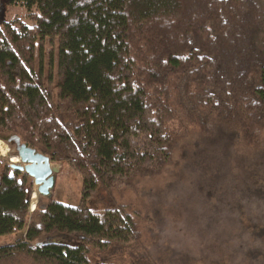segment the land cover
Masks as SVG:
<instances>
[{
    "label": "trees",
    "instance_id": "16d2710c",
    "mask_svg": "<svg viewBox=\"0 0 264 264\" xmlns=\"http://www.w3.org/2000/svg\"><path fill=\"white\" fill-rule=\"evenodd\" d=\"M8 1L31 25L0 22V139L18 135L82 186L78 204L39 197L30 212L32 183L0 159V235L25 230L0 263L113 264L91 253L135 243L136 222L87 201L160 172L192 130L205 134L189 156L194 189L264 196V0ZM45 38L58 44L54 102L35 71ZM51 232L88 243L37 240Z\"/></svg>",
    "mask_w": 264,
    "mask_h": 264
},
{
    "label": "rangeland",
    "instance_id": "374dc122",
    "mask_svg": "<svg viewBox=\"0 0 264 264\" xmlns=\"http://www.w3.org/2000/svg\"><path fill=\"white\" fill-rule=\"evenodd\" d=\"M14 18L31 25L24 7L0 0V22ZM57 52L56 38L36 43L35 71L53 102L57 92ZM203 135L202 131L192 130L180 139L173 151V161L158 173L137 176L129 184L111 190L98 187L87 207L93 211L123 208L136 222L138 240L131 245L112 244L104 253L93 252L91 263L100 259L129 264L146 256L154 264H264V196H219V192L208 196L194 189L190 157L201 150ZM1 141L8 152L5 156L0 154V159L9 166L13 148ZM256 149L257 146L251 148L250 153ZM52 164L58 172L51 197L66 205L78 204L80 175L67 164ZM27 177L33 189L35 185ZM24 236L25 230L0 235V246L14 244ZM37 240L66 245L88 243L80 235L60 232L41 235ZM8 264L32 263L18 257Z\"/></svg>",
    "mask_w": 264,
    "mask_h": 264
},
{
    "label": "water",
    "instance_id": "95a60500",
    "mask_svg": "<svg viewBox=\"0 0 264 264\" xmlns=\"http://www.w3.org/2000/svg\"><path fill=\"white\" fill-rule=\"evenodd\" d=\"M13 148L18 164H9L12 170L28 175L37 186L38 197L51 198L57 183L58 168L53 165L48 156L36 151L20 141V137L13 134L6 141ZM31 210L30 212H33Z\"/></svg>",
    "mask_w": 264,
    "mask_h": 264
},
{
    "label": "bare ground",
    "instance_id": "6f19581e",
    "mask_svg": "<svg viewBox=\"0 0 264 264\" xmlns=\"http://www.w3.org/2000/svg\"><path fill=\"white\" fill-rule=\"evenodd\" d=\"M8 152V147L0 140V154L5 156ZM11 155L9 157V162L11 164H17L19 159L17 156ZM39 197H38V192H37V186L35 185L34 188L31 191V198H30V211L35 209L37 203H38Z\"/></svg>",
    "mask_w": 264,
    "mask_h": 264
}]
</instances>
